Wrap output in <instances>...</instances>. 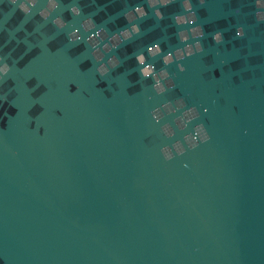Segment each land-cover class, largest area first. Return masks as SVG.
<instances>
[{"label": "water", "instance_id": "water-1", "mask_svg": "<svg viewBox=\"0 0 264 264\" xmlns=\"http://www.w3.org/2000/svg\"><path fill=\"white\" fill-rule=\"evenodd\" d=\"M46 2L28 15L0 3V55L12 66L0 106V264H264V23L255 0H193L204 50L182 61L185 71L167 65L175 86L163 94L140 77L135 54L153 42L184 46L172 21L178 0L163 20L149 10L137 21L141 33L105 54L120 65L103 77L81 22L92 16L110 36L138 0H58L44 20ZM74 29L82 38L73 43ZM177 97L200 112L184 130L179 111L159 124L150 115ZM165 122L171 138L159 131ZM197 123L210 139L165 160L160 148Z\"/></svg>", "mask_w": 264, "mask_h": 264}, {"label": "clouds", "instance_id": "clouds-1", "mask_svg": "<svg viewBox=\"0 0 264 264\" xmlns=\"http://www.w3.org/2000/svg\"><path fill=\"white\" fill-rule=\"evenodd\" d=\"M39 2L40 0H8V3L15 5L25 15L30 14L32 8L37 6ZM91 2L95 3L96 0H91ZM207 2L208 0H198L201 6ZM0 3H3V0H0ZM174 3H177V0H138L132 7L125 5L126 10L123 11V17L127 26L120 28L119 31H113L110 36L104 27H97V23L92 16L86 17L81 22V27L85 32L90 33L86 37V42L92 49L91 56L97 62L96 72L103 77L119 67L120 59L116 55L109 56L105 61V54L112 49L119 48L124 41L138 36L141 33V27L137 21L148 16L149 10H151V14L157 20H163L164 12L162 10ZM178 3L182 11L175 13L172 16V21L177 29L175 36L184 46L165 51L159 42H153L147 45V55H145L143 50L135 54V61L139 66L140 77H143L145 80L150 78L152 81V89L157 94H163L175 86L173 79L175 73H169L167 65L176 63L180 71H185L186 68L182 61L185 58L202 53L204 50L202 40L205 36V31L203 25L199 23V17L194 8L193 0H178ZM255 5L257 9L254 14L255 20L257 23H264V0H255ZM57 7L58 0H47L46 5L39 10L38 15L42 19L47 20ZM70 11L74 15L81 14V9L77 5H73ZM232 12L234 15L239 16L241 14V8L236 7ZM52 23L58 29H63L66 26V21L61 16H56L52 20ZM93 29L95 31H92ZM2 30L0 28V31ZM67 36L68 40L73 43L82 38L79 29H74ZM235 36L240 38L245 36V25L243 23L235 25ZM212 40L217 44L223 43V31L218 30L212 33ZM156 56L161 57V63L164 67L157 69L155 64L149 62V57L155 58ZM11 70L12 66L7 62L5 56L0 55V106H3L8 100L7 92L3 90L2 85L5 77L8 76ZM148 99H151V96ZM178 111L180 115L175 117L174 123L181 130H184L190 122L198 119L200 116L198 108L195 105L188 106L184 97H177L174 101L170 100L152 108L150 115L159 124L166 115L174 114ZM159 131L168 138L175 135L174 128L168 122L162 124ZM209 139L210 136L204 124L197 123L194 125L193 131L187 133L183 137V140H175L171 145H163L160 148V152L165 160H171L174 156L183 155L187 149H195L198 144L206 142ZM185 145H187V149Z\"/></svg>", "mask_w": 264, "mask_h": 264}]
</instances>
